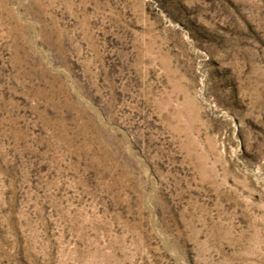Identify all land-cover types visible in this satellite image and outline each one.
I'll return each instance as SVG.
<instances>
[{
	"label": "rangeland",
	"instance_id": "rangeland-1",
	"mask_svg": "<svg viewBox=\"0 0 264 264\" xmlns=\"http://www.w3.org/2000/svg\"><path fill=\"white\" fill-rule=\"evenodd\" d=\"M0 264H264V0H0Z\"/></svg>",
	"mask_w": 264,
	"mask_h": 264
}]
</instances>
